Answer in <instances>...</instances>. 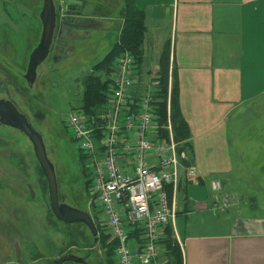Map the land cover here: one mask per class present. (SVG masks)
<instances>
[{
    "label": "crops",
    "instance_id": "1",
    "mask_svg": "<svg viewBox=\"0 0 264 264\" xmlns=\"http://www.w3.org/2000/svg\"><path fill=\"white\" fill-rule=\"evenodd\" d=\"M132 6L146 25L143 72L155 74L159 50L169 48V87H176L188 132L183 151L200 176L190 182L181 170L176 188L167 190L182 264H264L262 202L237 199V208L219 211L209 188L212 180L222 187L239 180L243 187L255 172L264 176L263 115L257 121L263 143L241 153L257 156L258 164L227 162L235 152L228 123L241 115L245 128L264 104V0H132Z\"/></svg>",
    "mask_w": 264,
    "mask_h": 264
},
{
    "label": "rangeland",
    "instance_id": "2",
    "mask_svg": "<svg viewBox=\"0 0 264 264\" xmlns=\"http://www.w3.org/2000/svg\"><path fill=\"white\" fill-rule=\"evenodd\" d=\"M75 1L82 5L78 8L68 5L65 0H53L60 16L67 13L68 22L88 19L90 24L69 30L61 28L57 21L49 54L37 68L31 88L27 89L22 75L28 56L40 37L38 15L42 0H0V9L8 13V20L0 16V25L7 23L0 36V52L4 53L9 65V71L5 69L7 73L14 76V82L21 90L26 88L22 97L13 91L10 95L25 111L35 116L33 125L41 134L47 157L54 166L60 201L86 212L97 228L98 239L94 242L83 224L67 227L55 220L48 204L47 184L33 156L31 144L18 131L0 127V136L8 138L7 145L3 143L0 147V264H54L66 253L84 258L85 264H107L106 247L100 238V233L105 234L89 196L90 175L86 167L90 160L80 159V145L71 140V132L65 123L80 106L83 79L86 75L98 73L92 70L93 67L117 40V27H123L119 15L122 6L121 0ZM162 51L163 48L158 53ZM53 54L59 56L54 60ZM150 69L146 67L147 71ZM148 79V74L144 73L143 81L147 83ZM33 95H37L35 100L29 98ZM254 113L253 123L247 122L245 128H242L241 115L228 123V127L232 126L229 143L232 149L235 148L233 154H227L229 165L256 166L259 162L257 156L251 158L241 154L243 146L253 150L257 149L259 142L263 143V139L257 137V121L264 116V104ZM262 173L255 172L243 187L239 180H231L229 185L225 182L221 194L229 202L224 212L237 208L242 199L246 205L248 200L254 199L256 204L261 201L264 206ZM27 184L34 191L33 199L29 196ZM14 242L18 243L21 252L19 263L14 258Z\"/></svg>",
    "mask_w": 264,
    "mask_h": 264
},
{
    "label": "built area",
    "instance_id": "3",
    "mask_svg": "<svg viewBox=\"0 0 264 264\" xmlns=\"http://www.w3.org/2000/svg\"><path fill=\"white\" fill-rule=\"evenodd\" d=\"M144 73L129 54L117 57L107 77L99 110L73 111L65 127L89 159V196L98 223L114 244V264H166L162 242L172 224L168 189L179 172L194 182L196 168L173 138L169 118L159 124L154 75ZM170 90V88H169ZM213 206L224 211L228 198L218 180L209 182Z\"/></svg>",
    "mask_w": 264,
    "mask_h": 264
},
{
    "label": "trees",
    "instance_id": "4",
    "mask_svg": "<svg viewBox=\"0 0 264 264\" xmlns=\"http://www.w3.org/2000/svg\"><path fill=\"white\" fill-rule=\"evenodd\" d=\"M121 1L123 5L121 11L123 27L120 28L117 40L107 55L93 67L92 70L98 73L86 75L83 79L84 91L81 96L79 109L83 110L85 113H93L99 110L103 105L104 94L107 88V77L111 70L112 63L117 57L123 54H129L135 59L138 67H142L143 64V44L146 34L144 16L133 8L132 0ZM153 78L157 90L154 95V105L159 124L164 125L167 122V101L169 92V118L172 125L173 138L175 142L180 145V150H185L188 146V144H186L188 140L187 125L183 121L178 110L176 87L173 83H171L169 87V48L164 47L161 52L158 59V69ZM181 144L184 145L181 147ZM169 228V226L166 228L165 237L162 242L166 264H182L180 249ZM100 238L106 247L107 264H114V244H107L108 238L102 233H100Z\"/></svg>",
    "mask_w": 264,
    "mask_h": 264
},
{
    "label": "water",
    "instance_id": "5",
    "mask_svg": "<svg viewBox=\"0 0 264 264\" xmlns=\"http://www.w3.org/2000/svg\"><path fill=\"white\" fill-rule=\"evenodd\" d=\"M65 1L71 6H81V3L75 0ZM65 14L58 18V11L55 8L53 0H42L41 10L38 15L41 33L37 45L28 56L26 71L23 76L28 87L32 86L37 68L45 61L49 54L57 21L61 28L66 27L71 30L79 29L80 25L86 22L81 19L68 22ZM0 126L18 131L31 144L33 156L47 184L48 204L55 220L64 225L83 224L90 232L93 241L97 242L98 232L91 217L86 212L59 203L54 166L47 157L41 134L32 126L28 117L19 113L10 101L2 100L0 101ZM26 188L30 198L33 199L34 191L31 185L27 184ZM14 255L15 260L20 262L21 252L17 243L14 244ZM65 263L85 264V259L73 254H66L54 261V264Z\"/></svg>",
    "mask_w": 264,
    "mask_h": 264
},
{
    "label": "flooded vegetation",
    "instance_id": "6",
    "mask_svg": "<svg viewBox=\"0 0 264 264\" xmlns=\"http://www.w3.org/2000/svg\"><path fill=\"white\" fill-rule=\"evenodd\" d=\"M81 5H82V3H81ZM75 7H77V6H75ZM80 7V6H79ZM78 7V8H79ZM0 16H4L7 20H8V13H7V11L5 10V9H0ZM67 20V19H66ZM81 20H85V19H81ZM68 21V20H67ZM86 22H83V24L82 25H80L81 27L80 28H83V27H86V26H88L89 24H90V21L87 19V20H85ZM5 24H7L6 22H3L1 25H0V36L3 34V29H4V25ZM79 28V29H80ZM63 29H66V27H63ZM67 29H69V28H67ZM69 30H71V29H69ZM1 46H3L2 44H1ZM3 49V48H2ZM4 50H5V45H4ZM55 54H57V52H54ZM4 53L2 52H0V101H2V100H6V101H10L12 104H13V106L17 109V111H19V113H22V114H24V115H26L27 117H28V120H29V122L32 124V126L34 127V125H33V121H32V118H34L35 116H33L32 114H31V112H27V111H25L22 107H21V105L18 103V101H15L12 97H11V95H10V91H13L15 94H17L19 97H22L23 96V93H25V89L26 88H24V89H20L18 86H17V84L14 82V76L13 75H11V74H9V73H7V71L5 70V69H7L8 71H9V68L7 67V66H9V65H7V62H5V57H4V55H3ZM59 54V53H58ZM59 56V55H58ZM58 56H56V55H54L53 54V59L55 60ZM6 65L5 67H3L2 65ZM26 71V70H25ZM25 74V73H24ZM24 74L22 75V79L24 80V78H23V76H24ZM35 80H36V75H35V79H34V82H35ZM24 82H25V84H26V86H27V83H26V81L24 80ZM33 82V83H34ZM32 86H33V84H32ZM31 86V87H32ZM31 87H28L27 86V89L28 88H31ZM37 97V95H33V96H29V98L30 99H34L35 100V98ZM37 100V99H36ZM38 101V100H37ZM0 127H4V126H0ZM35 128V127H34ZM37 131V130H36ZM38 132V131H37ZM8 138H4V137H2V136H0V147H2V145H3V143L5 144V145H7V143H8V140H7ZM43 139V138H42ZM46 149V148H45ZM47 153V152H46ZM57 188H58V184H57ZM58 200H59V203H61V204H64V203H62L61 201H60V199H59V197H58ZM65 205H68V204H65ZM68 206H70V205H68ZM72 207V206H71ZM74 208V207H73ZM77 209V208H76ZM79 210V209H78ZM3 228V227H2ZM15 243H17V242H14V244ZM18 244V243H17ZM19 246V245H18ZM13 248H14V245H13ZM14 258H15V255H14ZM16 261V260H15ZM17 262V261H16ZM17 263H19V262H17ZM19 264H21V263H19Z\"/></svg>",
    "mask_w": 264,
    "mask_h": 264
}]
</instances>
